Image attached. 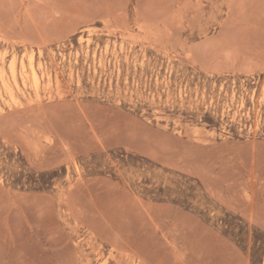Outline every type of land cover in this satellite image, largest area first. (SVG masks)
Segmentation results:
<instances>
[{
  "label": "rangeland",
  "instance_id": "374dc122",
  "mask_svg": "<svg viewBox=\"0 0 264 264\" xmlns=\"http://www.w3.org/2000/svg\"><path fill=\"white\" fill-rule=\"evenodd\" d=\"M0 264H264V0H0Z\"/></svg>",
  "mask_w": 264,
  "mask_h": 264
},
{
  "label": "bare ground",
  "instance_id": "6f19581e",
  "mask_svg": "<svg viewBox=\"0 0 264 264\" xmlns=\"http://www.w3.org/2000/svg\"><path fill=\"white\" fill-rule=\"evenodd\" d=\"M32 68H33V67H32ZM32 70L35 72L34 69H32ZM25 72H26V71H25ZM14 76H15L14 78L16 79V73H15V72H14ZM35 76L37 77V75H35ZM36 77H35V78H36ZM56 86H57V85H56ZM35 87H36L37 90H39V84H38V83H36V86H35ZM38 99H39V98H38Z\"/></svg>",
  "mask_w": 264,
  "mask_h": 264
}]
</instances>
